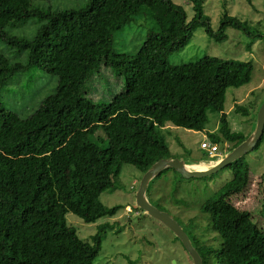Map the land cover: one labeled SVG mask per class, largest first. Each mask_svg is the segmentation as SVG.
I'll list each match as a JSON object with an SVG mask.
<instances>
[{
  "label": "trees",
  "instance_id": "obj_1",
  "mask_svg": "<svg viewBox=\"0 0 264 264\" xmlns=\"http://www.w3.org/2000/svg\"><path fill=\"white\" fill-rule=\"evenodd\" d=\"M40 1L45 0H0V42L6 44V51L0 49V264H92L108 224L84 240L66 213L87 223L115 215L122 206L105 205L100 195L116 187L123 164L144 173L158 159L174 157L162 129L199 128L190 103L175 93L180 84L218 114V131L208 133L212 143L223 139L231 150L250 134L232 130L218 95L186 70L188 63H171L169 53L186 46L200 22L218 40L226 38V26L251 41L264 31L226 10L214 31L204 15L206 0H189L190 20L172 0H86L63 9ZM142 14L154 26L141 48L114 50V31ZM29 20L37 23L31 37L8 32ZM149 45L155 53H146ZM23 54V61L16 59ZM102 65L123 75V86L106 103H94L87 82ZM33 68L56 75L57 85L22 116L1 102V94ZM232 111L255 122L247 106L235 103ZM98 130L107 145L99 144ZM263 139L264 129L253 149ZM226 168L233 179L201 205L221 239L210 253L215 264H264L262 229L230 199L248 187L249 165L243 156Z\"/></svg>",
  "mask_w": 264,
  "mask_h": 264
},
{
  "label": "rangeland",
  "instance_id": "obj_2",
  "mask_svg": "<svg viewBox=\"0 0 264 264\" xmlns=\"http://www.w3.org/2000/svg\"><path fill=\"white\" fill-rule=\"evenodd\" d=\"M172 1L185 9L187 20L192 18V4L189 0ZM85 3L86 0L39 2L41 6L60 9L81 7ZM224 10L242 20H248L252 26L264 31V0H251V4L247 0H206L204 15L214 31L220 26ZM134 18L125 27L114 31V50L134 53L143 45L146 32L154 24L143 14ZM198 24L188 44L169 53L168 60L171 63H188L186 70L199 77L206 87L218 95L232 130L251 132L254 120L239 117L232 109L235 103L242 104L250 109L255 118L264 99V36L251 41L253 37L244 31L226 26V38L218 40L207 33L205 25L201 22ZM36 26V21L29 20L8 28V32L31 37ZM0 49L6 51L4 42H0ZM146 49L148 54L156 52L152 45ZM16 59L23 61L24 54ZM17 79V84L13 83L2 91L1 102L22 116L29 115L46 96L53 93L57 85L56 75L38 68L26 71ZM122 86L123 75H116L110 66L102 65L88 80L87 95L94 103H106ZM175 93L190 103L197 115L199 128L187 129L167 124L162 133L170 154L186 162L200 159L207 161L210 157L200 147V143L203 140L210 141L208 133L217 130L218 114L205 109L186 84H180ZM97 135L101 138L99 144L107 145L101 130L97 131ZM226 142L222 139L217 143L219 154L229 151ZM244 159L250 168L248 187L244 191L234 192L230 199L233 204L248 210L252 220L264 233V139L258 148L247 152ZM142 174L136 167L123 164L116 187L100 195L105 205L122 206L116 214L87 223L72 212H67L65 217L68 224L84 240H89L99 230V225L108 224L100 251L92 264H193L171 230L142 210L134 209L135 194ZM233 177L232 169L226 167L212 175L198 178H184L168 168L150 182L146 192L148 200L158 209L167 212L195 241L193 245L195 248L197 246L205 264H215L210 251L219 246L221 239L211 228L209 215L202 211L201 205Z\"/></svg>",
  "mask_w": 264,
  "mask_h": 264
},
{
  "label": "water",
  "instance_id": "obj_3",
  "mask_svg": "<svg viewBox=\"0 0 264 264\" xmlns=\"http://www.w3.org/2000/svg\"><path fill=\"white\" fill-rule=\"evenodd\" d=\"M255 127L250 134L236 147L229 150L219 158L200 159L198 161H188L179 157L161 158L152 163V165L142 174L139 185L135 194V206L145 214L158 220L165 225L179 239L188 253L193 264H203V259L193 245L192 240L181 225L173 219L167 212L155 207L147 198V189L150 182L163 170L171 168L178 172L184 178H198L212 175L228 164L243 157L247 152L252 150L259 141L264 129V99L259 105L255 116ZM205 163L206 167L197 169L191 167L192 164Z\"/></svg>",
  "mask_w": 264,
  "mask_h": 264
},
{
  "label": "built area",
  "instance_id": "obj_4",
  "mask_svg": "<svg viewBox=\"0 0 264 264\" xmlns=\"http://www.w3.org/2000/svg\"><path fill=\"white\" fill-rule=\"evenodd\" d=\"M200 147L207 152L209 157H216L219 154V147L217 143L203 140L200 143Z\"/></svg>",
  "mask_w": 264,
  "mask_h": 264
},
{
  "label": "bare ground",
  "instance_id": "obj_5",
  "mask_svg": "<svg viewBox=\"0 0 264 264\" xmlns=\"http://www.w3.org/2000/svg\"><path fill=\"white\" fill-rule=\"evenodd\" d=\"M193 168H197V169H202V168H205L206 167V164L205 163H196V164H192Z\"/></svg>",
  "mask_w": 264,
  "mask_h": 264
},
{
  "label": "crops",
  "instance_id": "obj_6",
  "mask_svg": "<svg viewBox=\"0 0 264 264\" xmlns=\"http://www.w3.org/2000/svg\"><path fill=\"white\" fill-rule=\"evenodd\" d=\"M232 110H233V109H232ZM212 132H213V131H212ZM226 146H227V145H226ZM222 155H223V153H220V154L218 155V158L221 157Z\"/></svg>",
  "mask_w": 264,
  "mask_h": 264
},
{
  "label": "clouds",
  "instance_id": "obj_7",
  "mask_svg": "<svg viewBox=\"0 0 264 264\" xmlns=\"http://www.w3.org/2000/svg\"><path fill=\"white\" fill-rule=\"evenodd\" d=\"M219 155V154H218ZM218 155L216 157H210V159L218 158Z\"/></svg>",
  "mask_w": 264,
  "mask_h": 264
}]
</instances>
